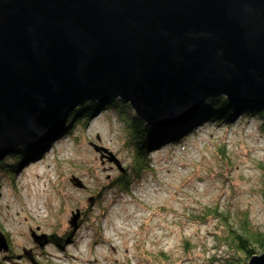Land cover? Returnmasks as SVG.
<instances>
[{"label":"water","instance_id":"1","mask_svg":"<svg viewBox=\"0 0 264 264\" xmlns=\"http://www.w3.org/2000/svg\"><path fill=\"white\" fill-rule=\"evenodd\" d=\"M109 96L161 128L189 122L210 98L264 105V0H0L1 157ZM31 237L42 246L46 236ZM247 264H264V251Z\"/></svg>","mask_w":264,"mask_h":264},{"label":"rangeland","instance_id":"2","mask_svg":"<svg viewBox=\"0 0 264 264\" xmlns=\"http://www.w3.org/2000/svg\"><path fill=\"white\" fill-rule=\"evenodd\" d=\"M193 125L198 130L182 143L143 151L139 180H128L127 189L110 183L120 174L106 158H114L122 173L137 176L131 138L118 116L97 112L85 129L61 136L69 132L64 125L51 142L38 145L47 143L41 157L19 166L11 178L0 177V233L9 250L0 252V264H31L24 250L35 264H142L144 253L158 251L174 264H208L225 248L214 242L220 232L215 220L189 219L199 205L220 203L237 223L247 216L263 231L264 185L257 166L264 164V135L257 121ZM101 148L108 152L103 159ZM75 210L80 215L70 229ZM71 230L76 242L64 243ZM32 233L51 239L37 246Z\"/></svg>","mask_w":264,"mask_h":264},{"label":"trees","instance_id":"3","mask_svg":"<svg viewBox=\"0 0 264 264\" xmlns=\"http://www.w3.org/2000/svg\"><path fill=\"white\" fill-rule=\"evenodd\" d=\"M117 103V101L106 100L104 103L86 101L78 104L70 112L66 120L65 129L69 132H65L61 136H65L67 135L66 133H71L72 131L74 132L80 127L85 129L88 121L97 112L109 111L116 114L119 122L125 125L127 135L131 138L128 144L133 148L134 159L132 167L136 170L137 173L135 172L134 174H137V176L130 175V173L124 171V173L115 177L110 183L118 185L120 189H127L126 185L129 183L126 182L128 180L130 182L139 180V172L143 167L141 166L143 164L142 160H144L143 151L146 153L149 150L159 149L157 148L159 146L163 147L167 144L173 146L177 143H182L186 140L187 135L195 130V127L194 125L192 127L189 126L183 134L180 133L179 129L183 127H178L179 130L177 129V131L176 128H172L174 129L172 130L170 127L161 128L160 132L157 131V127H148L147 130H143L140 127L138 128L139 123L136 118L131 116L127 105ZM196 118L198 120L193 122L196 126L202 124V122L231 124L236 119L237 121H244L253 118L257 121L258 130L264 135V105L258 103H229L223 97H215L199 107ZM138 140L141 142H138ZM46 144H43V146L32 145L12 149V155L8 157V161H0V177L8 174V177L11 178L19 166L36 157H41ZM220 156L222 155L220 154ZM220 159H224V156ZM21 161L23 162L20 163ZM257 170L264 185V164H258ZM99 192L97 191L94 195L97 197ZM221 206L220 203L211 206L199 205L188 214L189 219L193 223L205 224L208 220H215L217 222L215 226L217 224L220 225L217 227V230H220V232L215 233L214 242L218 244V248L221 246L225 249L223 255H220L218 260L211 258L208 260V264L212 262H215L214 264H247L252 256L259 255L264 251V230H256L249 222L247 216L238 218L239 222L237 223L229 211L224 210ZM66 232L67 237L65 240L63 239L64 243H68L71 240L72 230ZM174 262L175 260L167 253L158 251L156 253H144V263L142 264H174Z\"/></svg>","mask_w":264,"mask_h":264},{"label":"bare ground","instance_id":"4","mask_svg":"<svg viewBox=\"0 0 264 264\" xmlns=\"http://www.w3.org/2000/svg\"><path fill=\"white\" fill-rule=\"evenodd\" d=\"M247 49H248V47H247ZM107 99V98H106ZM211 99H214V98H210V99H207L206 101H204V103L205 102H207V101H209V100H211ZM107 100H113V101H117L119 104H125V105H127V107H128V109H129V111H130V113H131V116L133 117V118H136L137 119V121H138V128L140 127L141 129H143V130H147V128L149 127V125H147L145 122H143V120H141V119H138L137 118V116L135 115V112L132 110V108L130 107V105L128 104V103H126V102H123V100H121V99H117V98H115V97H112V96H109L108 97V99ZM106 101V100H105ZM104 100L102 101V103H104L105 102ZM97 103H99V102H97ZM117 103V104H118ZM203 103V104H204ZM103 112H101V114H102ZM99 114V113H98ZM97 115V114H96ZM69 116V115H68ZM193 116H198V110L193 114ZM192 116V117H193ZM89 123H90V120L88 121ZM193 123V122H192ZM238 123V121H234V122H232V124H237ZM137 124V123H136ZM191 122H187V123H184L183 125H181V127H183V128H185V127H189V126H191V125H193V124H191ZM198 127V126H197ZM200 127V126H199ZM153 128V127H152ZM198 130V129H197ZM196 130V128H195V131H197ZM59 133H61V132H59ZM52 139H53V136L51 137V139H49V141L51 140L52 141ZM49 141H47L48 143H49ZM50 141V142H51ZM169 146H171V145H169ZM46 147V146H45ZM129 151H133V148L132 147H130L129 148ZM5 155L6 156H8V157H10V155H12L11 154V151H8V152H6L4 155H2V157L0 156V161L1 162H4V161H7V159H8V157H5ZM118 170V169H117ZM119 172V171H118ZM122 172H123V169H122ZM122 172L120 173L119 172V174H122ZM28 206H29V204H28ZM32 211V210H31ZM71 238V237H70ZM46 239H51V237L50 236H47V237H45V240ZM71 241V242H70ZM70 241H68V243H75L76 241H75V239L74 238H71V240ZM58 246H59V244H57ZM38 248H40V247H38Z\"/></svg>","mask_w":264,"mask_h":264},{"label":"flooded vegetation","instance_id":"5","mask_svg":"<svg viewBox=\"0 0 264 264\" xmlns=\"http://www.w3.org/2000/svg\"><path fill=\"white\" fill-rule=\"evenodd\" d=\"M101 162L103 163V162H104V160H101ZM7 251H9V250H8V248H7Z\"/></svg>","mask_w":264,"mask_h":264}]
</instances>
